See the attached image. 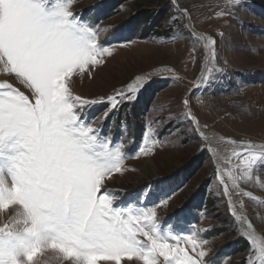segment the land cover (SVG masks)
Masks as SVG:
<instances>
[{"label": "snow or ice", "instance_id": "6c2138e0", "mask_svg": "<svg viewBox=\"0 0 264 264\" xmlns=\"http://www.w3.org/2000/svg\"><path fill=\"white\" fill-rule=\"evenodd\" d=\"M78 2L0 0V75L10 78L0 80V214L12 212L0 226V264H42L49 252L69 264H215L204 259L207 241L197 232L181 235L171 225L161 227L157 208L170 196L159 204L122 205L106 187L113 174H123L126 159L162 146L153 138L159 136L156 126L164 127L170 118L154 120L137 153L126 154L104 130V121L135 102L142 78L95 98L75 94L76 80L95 79L113 54L111 44L100 40L112 26L100 28L74 11ZM242 6L243 0H227L222 15L236 18ZM207 43L211 49L216 41ZM183 103L187 108L189 101ZM97 104L104 105L102 113L89 116ZM185 119L199 131L190 112ZM240 147L231 157L241 162L242 178L251 179L254 168L264 170V145ZM240 235L249 245L246 264H254L256 255L264 264V244L247 231Z\"/></svg>", "mask_w": 264, "mask_h": 264}, {"label": "rangeland", "instance_id": "374dc122", "mask_svg": "<svg viewBox=\"0 0 264 264\" xmlns=\"http://www.w3.org/2000/svg\"><path fill=\"white\" fill-rule=\"evenodd\" d=\"M88 1L79 0L73 10L100 28L112 26L100 40L111 44L113 54L106 57L95 79L76 80L72 86L75 94L95 98L124 88L135 77L142 78L139 84L144 86L135 102L125 104L120 113L104 121V130L124 145L126 154H135L141 146L142 140L134 144L133 137L145 133L154 120L170 118L164 127L156 126L159 136L153 138L163 141L162 146L157 145L147 156L126 160L123 174H113L105 181L106 187L117 194V199L126 193L117 204L135 206L141 202L135 198L141 195L144 203L159 204L152 200L150 191L161 186L170 196L166 205L157 208L161 227L190 200L186 218L193 221L192 214L201 210L200 222L187 232L186 224L174 216L170 221L174 231L181 235L197 232L206 240L203 250L208 253L207 261L220 252L213 260L215 264H246L249 245L240 232L247 231L264 244V170L254 168L251 179L242 178L243 166L231 152L242 151L240 145L245 143L255 144L257 150L264 145V0H243V6L234 13L236 18L222 15L227 0H98L95 5L101 3L96 8ZM152 13L163 14V21L151 25ZM209 39L216 41L211 49ZM3 78L10 79L0 75V80ZM89 83L92 85L87 88ZM185 99L189 101L187 108ZM103 108V104L91 107L89 116H99ZM187 112L199 122L198 132L185 119ZM121 116L125 118L123 124ZM147 165L154 167L156 178L138 192L124 190L143 176ZM181 176L187 179L183 186L179 185ZM176 181L179 186H175ZM203 188L215 201L214 209L204 204L203 210L199 205L206 199L201 200ZM233 211L241 216L239 222ZM11 215V210L0 214V226ZM248 223L251 229H247ZM41 260L42 264H69L51 252ZM253 260L258 264L259 256Z\"/></svg>", "mask_w": 264, "mask_h": 264}, {"label": "bare ground", "instance_id": "6f19581e", "mask_svg": "<svg viewBox=\"0 0 264 264\" xmlns=\"http://www.w3.org/2000/svg\"><path fill=\"white\" fill-rule=\"evenodd\" d=\"M96 2H98V0H89L88 1V5L89 6H93L96 4ZM97 72V71H96ZM97 77V76H96ZM95 77V78H96ZM4 79V78H3ZM91 83L87 84V88L91 87ZM79 90V89H78ZM146 172L143 174L142 177H140L139 179H137V181H133L131 182L128 186H125L124 190H130L132 192L137 191L139 188L142 187V185H144L147 182L152 181V179L156 178V174L153 175V173L155 172V169L153 166H148L146 167ZM119 199V198H118Z\"/></svg>", "mask_w": 264, "mask_h": 264}, {"label": "trees", "instance_id": "16d2710c", "mask_svg": "<svg viewBox=\"0 0 264 264\" xmlns=\"http://www.w3.org/2000/svg\"><path fill=\"white\" fill-rule=\"evenodd\" d=\"M147 16V15H146ZM152 16L153 17H150V19H149V23L151 22L152 24L151 25H156L158 22H162L163 21V14H159V13H152ZM147 17H149V16H147ZM159 24V23H158ZM201 196V200H203L202 199V197L205 199L206 198V196H207V194L205 193V191H204V188L202 189V195H200ZM193 199V198H192ZM202 204H206V207H210V208H212V209H214L215 208V201H213L212 199H209V196L207 197V199H205V200H203L202 202H201ZM190 204V200H188L186 203H184L183 204V207L182 208H186V206H188ZM245 245L243 244L242 246L241 245H239V248H240V251H242L243 249V247H244ZM245 250V249H244Z\"/></svg>", "mask_w": 264, "mask_h": 264}]
</instances>
